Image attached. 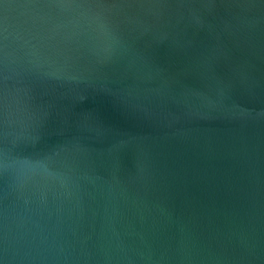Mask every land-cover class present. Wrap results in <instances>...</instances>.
<instances>
[{"label": "water", "instance_id": "1", "mask_svg": "<svg viewBox=\"0 0 264 264\" xmlns=\"http://www.w3.org/2000/svg\"><path fill=\"white\" fill-rule=\"evenodd\" d=\"M0 264H264V0H0Z\"/></svg>", "mask_w": 264, "mask_h": 264}]
</instances>
